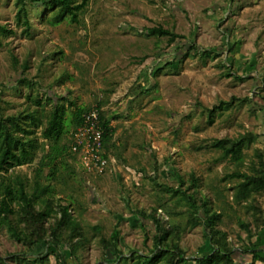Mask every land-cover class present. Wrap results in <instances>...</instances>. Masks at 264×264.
<instances>
[{
    "label": "rangeland",
    "instance_id": "374dc122",
    "mask_svg": "<svg viewBox=\"0 0 264 264\" xmlns=\"http://www.w3.org/2000/svg\"><path fill=\"white\" fill-rule=\"evenodd\" d=\"M17 12L16 0H0V24L15 31L2 34L1 105L8 112L26 105L30 89L16 84L22 75L20 65L14 64L17 56L21 63L31 61L28 73L40 79L44 89L70 93L90 108L107 99L105 109L111 111L117 129L118 148L111 154L107 174L97 178L78 163L77 177H84L86 185L79 192L84 210L79 214L80 208L75 209V214L90 239L77 260L65 250L72 264H100L104 259L101 236H110L116 228L121 230V248L127 254L133 249L150 251L152 224L134 211L164 201L166 192L151 177L177 186L175 171L185 179L195 172L204 183L200 196L213 199L209 185H234L217 180L236 165L216 161L220 152L210 143L261 130L252 108L264 104V0H91L80 23L67 19L52 24L40 11L32 12V37L17 25ZM159 25L183 37L170 42L169 37L147 34L148 28ZM194 44L201 52L191 50ZM206 49L215 52L204 56ZM56 51L64 54L54 55ZM46 56L51 64L43 61ZM173 60L174 64H167ZM159 65L163 67L157 71ZM63 74L68 78L58 85L56 80ZM230 100L234 105L222 113L216 108L211 121L210 110ZM261 138L246 149V163L254 147L264 148ZM21 172L32 176L33 166H22ZM58 197L75 208L80 204L72 192ZM261 200L264 205V196ZM160 211L165 214L164 209ZM171 214L172 222L186 226L182 245L191 259L213 250L204 226H187L188 215L182 207L173 208ZM241 219L249 220L251 215L237 205L226 211L219 225L236 247L246 235ZM95 225H102L103 233ZM46 249L45 242H40L30 251L7 227L0 228V252L7 257L6 264H27L21 258L36 259ZM107 251L114 260L113 251ZM50 260L56 264L55 255ZM128 264H134L133 260Z\"/></svg>",
    "mask_w": 264,
    "mask_h": 264
},
{
    "label": "trees",
    "instance_id": "16d2710c",
    "mask_svg": "<svg viewBox=\"0 0 264 264\" xmlns=\"http://www.w3.org/2000/svg\"><path fill=\"white\" fill-rule=\"evenodd\" d=\"M90 2L91 0H16L17 25L22 27L28 37H32L34 33L31 15L36 11H40L52 24L67 19L80 23ZM6 32L15 31L0 24V45L3 44L2 34ZM147 34L158 38L169 37L170 42H178L179 37H183L163 25L148 28ZM177 44L179 45L180 41ZM181 49H184L182 45L179 47V50ZM191 50L195 53L201 52L196 44ZM214 52L206 49L202 55ZM58 54L64 52L54 53ZM49 60L48 56L43 58L45 64H51ZM171 62L173 63L167 64H174L175 61ZM15 63L20 65L18 70L22 71L16 84L25 85L30 91L26 93V105L23 109L8 112L0 103V228L7 227L12 237L24 243L30 251L40 242H45L47 252L39 254L36 259L30 258L29 255L21 258L27 264H36L38 260L42 264H50L51 255L56 256V264H72L65 250L69 249L72 258L77 260L90 238L79 218V214L84 210L79 192L86 185V181L82 176L77 177L80 171L78 163L81 164V161L79 154H74L70 147L72 133L82 123L90 106L78 103L70 93L66 95L53 89H44L41 80L28 73L32 67L30 60L21 63L19 58L14 56ZM162 67L159 65L157 71ZM231 74L232 72H228V75ZM66 78L68 77L63 74L56 82L60 85ZM143 89L148 88L143 86ZM107 101L99 100L97 107L104 130V154L111 157V154L116 152L118 143L115 139L117 129L111 121V111L105 109ZM234 103L233 100L222 101L219 106L210 110V120H214L216 108H221L222 113ZM252 109L257 113L256 107ZM261 136L260 132L248 131L236 137L215 138L210 143L211 148L220 152L216 161L230 160L236 165L234 171L217 179L221 182H234L232 187L219 183L209 185L215 199L207 194L200 196L204 183L195 172H191L185 179L175 171L179 177L177 186L159 183L156 178L151 177L159 184V188L166 192L165 197L161 199L164 201L149 209L137 208L134 213L142 221L151 222L152 248L149 252L133 249L127 254L121 248V230L116 228L110 236H101L104 259L100 264H128L130 260H133L134 264H258L257 260H260L261 256L256 237L264 229V205L261 200L264 196V148L254 147L250 163H246V149L257 143ZM25 165L33 166L32 176L21 172V167ZM109 170L110 167L104 173H91L101 178ZM68 192H72L77 201L79 200L77 208L74 204L59 199L58 194ZM237 205L243 206L247 214L251 215V219L239 221L240 227L246 232V235L241 237L242 243L239 247L229 239L228 232L219 227L226 211L229 208L236 209ZM177 207H182L187 213V226H204L213 246L210 253L196 255L193 259L188 256L182 245L186 226L171 220V212ZM79 208V214L76 215L75 209ZM160 208L164 209L169 217L161 212ZM94 229L102 233L104 230L102 225H95ZM108 249L113 251L114 260L109 259ZM241 249L253 254L251 262L237 261L236 254ZM12 255L22 257V254ZM6 263L7 257L0 252V264Z\"/></svg>",
    "mask_w": 264,
    "mask_h": 264
},
{
    "label": "built area",
    "instance_id": "2783aa9c",
    "mask_svg": "<svg viewBox=\"0 0 264 264\" xmlns=\"http://www.w3.org/2000/svg\"><path fill=\"white\" fill-rule=\"evenodd\" d=\"M70 149L79 154L82 166L91 172L104 173L110 167L111 158L104 154V130L97 105L85 113L82 123L72 133Z\"/></svg>",
    "mask_w": 264,
    "mask_h": 264
},
{
    "label": "crops",
    "instance_id": "0c3cea01",
    "mask_svg": "<svg viewBox=\"0 0 264 264\" xmlns=\"http://www.w3.org/2000/svg\"><path fill=\"white\" fill-rule=\"evenodd\" d=\"M257 115L259 117V122L261 125L260 132L262 133V138L264 139V104H260L257 108ZM261 138V140L264 142V140ZM256 244L259 248V254L261 256L260 260H257L258 264H264V229H262L259 233V235L256 237ZM236 259L238 262H251L253 260V254L249 252L246 249L238 250L236 254Z\"/></svg>",
    "mask_w": 264,
    "mask_h": 264
}]
</instances>
